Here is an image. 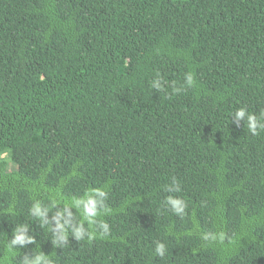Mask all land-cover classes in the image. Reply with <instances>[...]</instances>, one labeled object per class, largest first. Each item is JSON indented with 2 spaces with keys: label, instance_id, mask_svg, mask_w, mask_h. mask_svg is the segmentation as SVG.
I'll list each match as a JSON object with an SVG mask.
<instances>
[{
  "label": "trees",
  "instance_id": "trees-1",
  "mask_svg": "<svg viewBox=\"0 0 264 264\" xmlns=\"http://www.w3.org/2000/svg\"><path fill=\"white\" fill-rule=\"evenodd\" d=\"M241 107L264 111V0H0V260L264 264V132ZM88 187L109 192V235L56 245L52 217ZM23 224L35 243L9 254Z\"/></svg>",
  "mask_w": 264,
  "mask_h": 264
},
{
  "label": "clouds",
  "instance_id": "clouds-1",
  "mask_svg": "<svg viewBox=\"0 0 264 264\" xmlns=\"http://www.w3.org/2000/svg\"><path fill=\"white\" fill-rule=\"evenodd\" d=\"M167 84L168 81L157 73L155 78L150 82V87L153 90L161 92ZM195 84L194 73L191 71L186 72L184 74V85L181 88H176L175 91L180 92L184 88H192ZM232 117L235 118L234 122L237 127L243 121L252 135H259L261 132H264V111H261L259 116H257L246 108L241 107L235 111ZM5 162L10 167H15L12 162V151L7 147L0 148V163ZM163 190L169 193L165 197L164 206L175 215L183 216L187 203L182 197L175 195L181 192L180 184L173 179L171 184L164 186ZM56 197H59V199H56ZM108 198L109 192L104 188L88 187L83 190L82 195L72 196L70 200H65L63 209H58L52 217V220L55 222L53 229L54 243L58 246L66 245L69 243L70 236L77 242L85 239L91 242L97 238V229L101 237L109 235L110 226L102 219L103 216L110 215L112 212L107 203ZM60 200H64V197L61 195L59 189H57L53 198V206L59 204ZM72 209H75L76 213H79V218H77ZM29 212L32 217L40 220L42 224L49 223V208L43 206L39 201H35L32 204ZM34 243L35 238L29 234V226L23 224L15 227L12 239L7 243L6 247L8 253L14 255V248ZM155 245V255L164 258L167 253L165 243L157 241ZM0 264H7V256L4 260H0ZM21 264H53V261L48 255L39 252L32 256L25 255Z\"/></svg>",
  "mask_w": 264,
  "mask_h": 264
},
{
  "label": "rangeland",
  "instance_id": "rangeland-1",
  "mask_svg": "<svg viewBox=\"0 0 264 264\" xmlns=\"http://www.w3.org/2000/svg\"><path fill=\"white\" fill-rule=\"evenodd\" d=\"M15 165V164H14ZM16 168V166L15 167H10L9 166V169L12 171V170H14Z\"/></svg>",
  "mask_w": 264,
  "mask_h": 264
}]
</instances>
